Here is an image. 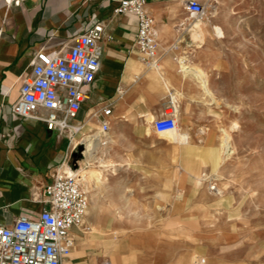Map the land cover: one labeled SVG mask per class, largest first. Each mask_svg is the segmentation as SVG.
Instances as JSON below:
<instances>
[{
	"label": "crops",
	"instance_id": "1",
	"mask_svg": "<svg viewBox=\"0 0 264 264\" xmlns=\"http://www.w3.org/2000/svg\"><path fill=\"white\" fill-rule=\"evenodd\" d=\"M120 1L27 0L11 8L0 5V226H10L21 216L38 218L46 206L41 196L72 150L68 134L48 130L42 119H23L13 112L34 59L40 51L69 50L78 34L103 23L101 69L84 88L87 97L73 122L82 129L73 142L78 143L77 137L89 127L96 130L91 134L97 133L107 119L111 130L121 124V154L95 159L114 165L101 166L105 180L100 177L97 183L92 176L84 182L89 210L71 229L74 246L62 264H191L205 252L200 211L207 187L205 156L190 153L189 147L199 146L191 141L198 132L217 129V123L206 122L209 104L196 76L186 74L180 62L184 57L187 65H199L189 51L198 50L191 33L201 18L185 9V0H147L160 56L159 68H147L136 48L138 17L115 13ZM171 98L177 120L190 136L187 143L160 140L157 136L167 134L153 128ZM105 107L112 108L107 118L102 114ZM176 147L180 152L175 153ZM97 211H104L100 218ZM105 211L121 212L116 240L100 223ZM191 227L197 228L192 234Z\"/></svg>",
	"mask_w": 264,
	"mask_h": 264
},
{
	"label": "rangeland",
	"instance_id": "2",
	"mask_svg": "<svg viewBox=\"0 0 264 264\" xmlns=\"http://www.w3.org/2000/svg\"><path fill=\"white\" fill-rule=\"evenodd\" d=\"M205 3L208 12L201 20L211 34L203 47L189 51V56L199 59L196 67L209 77L219 105H209L205 113L206 122L217 123V129L198 132L191 141L199 146L189 147L190 153L206 159L205 208L200 211L205 221L206 247L195 257H205L206 264H264V0ZM235 122L238 127L232 128ZM180 130L182 140L189 142L182 125ZM225 131L231 134L233 149L229 157L222 159ZM157 137L174 142L166 136ZM179 150L176 147L174 151ZM116 154H121V124L112 127L106 145L89 151L86 148L85 156L78 157L87 165L84 182L98 174L105 180L107 174L101 166L111 167L114 163L95 159ZM105 212L107 216L100 223L116 240L121 212ZM196 230L191 227V234ZM115 248L121 259V245L117 243Z\"/></svg>",
	"mask_w": 264,
	"mask_h": 264
},
{
	"label": "built area",
	"instance_id": "3",
	"mask_svg": "<svg viewBox=\"0 0 264 264\" xmlns=\"http://www.w3.org/2000/svg\"><path fill=\"white\" fill-rule=\"evenodd\" d=\"M27 0H0L8 8L20 6ZM147 0H121L115 13H135L139 20L136 48L147 68H159L158 33L154 17L147 11ZM185 9L197 18L207 15L208 6L199 0H185ZM103 23H97L75 38L69 50L50 53L40 51L33 61L32 74L24 79L21 96L13 105V112L23 119L43 120L48 130L66 133L72 150L53 174L42 199L46 206L36 219L19 217L10 226H0V264H62L74 246L71 229L80 225L88 213L90 200L84 188L83 158H73L79 151L85 156V140L74 144L82 127L74 120L86 99L84 88L96 79L102 65L101 40ZM45 112L42 114V112ZM177 105L171 98L164 116L152 122L158 134H170L178 128ZM104 118L112 115V108L102 110ZM110 123L103 119L97 133L91 134L100 145L108 143ZM100 264H114L105 261ZM193 264H206L197 256Z\"/></svg>",
	"mask_w": 264,
	"mask_h": 264
},
{
	"label": "bare ground",
	"instance_id": "4",
	"mask_svg": "<svg viewBox=\"0 0 264 264\" xmlns=\"http://www.w3.org/2000/svg\"><path fill=\"white\" fill-rule=\"evenodd\" d=\"M194 26H195L194 27L195 29L191 33V36H192L191 39H193L198 44L197 48L201 49L203 47V44L207 40V36L209 34H211V32L209 30L207 23L203 22L200 19H199V21H197L195 23ZM180 62L182 64L181 67L185 71V73L186 74L191 73V74L195 75L198 82H199L200 87L202 88L204 93L209 96V99H207V104L211 105V104L217 103V105H219V103L217 102L216 93H215L213 87L211 86V84L209 82V77L207 76L205 71L200 69L199 67L187 65L184 57L180 58ZM236 127H238L237 122H235V124L233 125L232 128H236ZM91 129H92V127L87 128L86 131L84 132L83 138L81 139V140L86 141L87 151H89L91 149H93V150L98 149V147L100 145L97 141L92 139L91 134L89 133V132H91ZM180 129H181L180 120H178V128L176 129V131H174L173 133L167 134L166 137H168L169 140L171 139L174 142L182 144V141H183L182 138L184 137V135L181 133ZM232 149L233 148H232V144H231V134L228 131H225L223 139H222V153H223L222 159H226V157H229ZM199 162H200V160H199ZM84 170L85 169L83 168V170H82L83 173H84ZM83 177H84V180H86V174L85 173L83 174ZM96 177L100 181L99 174ZM102 213L103 212H101V211H97V212H95V215L97 218H100Z\"/></svg>",
	"mask_w": 264,
	"mask_h": 264
},
{
	"label": "water",
	"instance_id": "5",
	"mask_svg": "<svg viewBox=\"0 0 264 264\" xmlns=\"http://www.w3.org/2000/svg\"><path fill=\"white\" fill-rule=\"evenodd\" d=\"M81 150V149H80ZM80 150L79 151H76L73 153V158H78L81 154H80Z\"/></svg>",
	"mask_w": 264,
	"mask_h": 264
}]
</instances>
